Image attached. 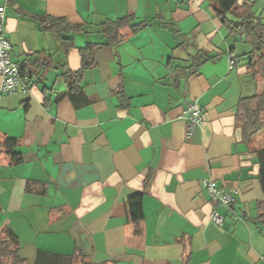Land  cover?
<instances>
[{
	"label": "crops",
	"instance_id": "obj_1",
	"mask_svg": "<svg viewBox=\"0 0 264 264\" xmlns=\"http://www.w3.org/2000/svg\"><path fill=\"white\" fill-rule=\"evenodd\" d=\"M244 1L264 17V0ZM43 14L83 26L67 52L34 18ZM127 14L150 25L103 46L98 25ZM4 32L13 62L30 66L38 51L49 62L26 90H0V237L15 232L23 264L42 252L80 254L74 264H264V221L255 219L264 132L245 143L235 120L239 100L264 82L245 66L252 47L228 33L211 0H8ZM90 43L95 66L69 91L62 73L81 68ZM199 50L217 57L174 77ZM189 103L202 119L185 138ZM4 138L17 140L19 162ZM204 179L233 195L217 208L221 225ZM135 194L139 232L127 206Z\"/></svg>",
	"mask_w": 264,
	"mask_h": 264
},
{
	"label": "trees",
	"instance_id": "obj_2",
	"mask_svg": "<svg viewBox=\"0 0 264 264\" xmlns=\"http://www.w3.org/2000/svg\"><path fill=\"white\" fill-rule=\"evenodd\" d=\"M215 16L220 20L228 33L238 40L249 44L252 51L245 57L246 68L251 72L253 78L264 82V17L256 15L254 4L252 2L239 3L238 0H211ZM41 29L48 32L57 33L61 37L63 51L67 52L73 46L72 33L81 31L83 26L68 22L63 17H53L46 14L34 16ZM150 25L148 20L137 19L133 14H127L114 20L106 19L98 27L105 36L106 42L103 46L115 47L126 35L122 30L126 29L128 33H136ZM173 33L179 31L172 28ZM180 43L178 44L181 45ZM96 44H88L79 49L81 57V68L77 71L66 69L62 77L68 84L69 91H78L79 81L83 73L95 66L94 47ZM232 52H230L231 54ZM229 54V56H230ZM233 54L234 65H237L238 58ZM44 55V56H43ZM37 58L31 62V67L25 63L20 64V76L29 84L32 78L38 81V69H47L49 62L44 52H36ZM40 57V58H39ZM217 56L210 55L206 51L199 50L198 57L193 59L192 64L188 66L173 67V76H188L192 74L197 67L205 61L215 59ZM173 56L168 58V65L171 66ZM36 69V70H35ZM35 81V80H33ZM81 92V91H80ZM79 92V93H80ZM87 103V101H85ZM236 124L242 131V140L245 143L252 141L258 134L264 132V91L248 98H241L235 111ZM17 140L13 138H4L2 146L7 154L11 155L13 162H19L21 155L15 152L13 148L17 145ZM257 162L259 164L258 178L260 181L263 198L257 203L256 220L264 221V144L255 150ZM127 206L129 209L130 220L136 226V231H140L139 223L143 219L142 197L141 194H135L128 198ZM19 241L15 232L11 228H4L0 237V264H23L19 258ZM80 254H57L45 253L38 254L34 264H74Z\"/></svg>",
	"mask_w": 264,
	"mask_h": 264
},
{
	"label": "built area",
	"instance_id": "obj_3",
	"mask_svg": "<svg viewBox=\"0 0 264 264\" xmlns=\"http://www.w3.org/2000/svg\"><path fill=\"white\" fill-rule=\"evenodd\" d=\"M8 0H2L0 3V90L4 93H14L24 91L28 84L20 76V64L10 59L11 44L4 32L5 8ZM230 67L235 66L233 54L229 56ZM202 119L200 107L195 103H189L185 117V138H189L195 129L199 126ZM203 187L209 195L212 202L210 217L215 224L221 225L222 216L217 212L219 206H228L234 202L233 195L223 186L217 185L213 180L204 179Z\"/></svg>",
	"mask_w": 264,
	"mask_h": 264
}]
</instances>
